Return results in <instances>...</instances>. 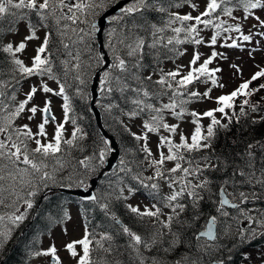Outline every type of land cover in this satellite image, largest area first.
<instances>
[{
    "label": "snow or ice",
    "instance_id": "6c2138e0",
    "mask_svg": "<svg viewBox=\"0 0 264 264\" xmlns=\"http://www.w3.org/2000/svg\"><path fill=\"white\" fill-rule=\"evenodd\" d=\"M116 2L0 0V257L20 232L25 264H234L235 256L253 264L244 249L264 238V136L254 134L264 123V0H128L105 17ZM98 33L106 51L96 48ZM187 46V64L160 66ZM245 53L256 69L247 77ZM225 64L240 81L228 92ZM93 74L105 111L136 142L100 191L88 180L115 151L112 140L72 155L91 138L73 102L89 98ZM208 101L216 107L191 108ZM184 123L193 125L187 135ZM65 187L86 195L73 201L83 235L61 248L52 234H68L71 206L51 200Z\"/></svg>",
    "mask_w": 264,
    "mask_h": 264
},
{
    "label": "trees",
    "instance_id": "16d2710c",
    "mask_svg": "<svg viewBox=\"0 0 264 264\" xmlns=\"http://www.w3.org/2000/svg\"><path fill=\"white\" fill-rule=\"evenodd\" d=\"M96 48L98 51L101 50L98 47H96ZM166 62H171V61L165 60L160 66L163 67L164 63H166ZM92 78H93V75L90 77L89 82L87 84V90L89 93V98L87 100L75 99L73 102V106L75 109V115L80 118L81 124H83V127L91 134V138L86 142L87 147H86L85 151H83V152L74 151L72 155L76 159H82L84 156L89 155L92 152V147H91L92 141L94 139H99L100 137H105L102 133V130H105L108 134L107 135L108 139H109V137H112L114 140L117 141L118 146H119V150H120V158H119V160H120L121 157L123 156L125 148H131L132 145L135 144L136 142L134 140H132V138L129 137V135L127 133L121 132V129L119 128V126L114 122L113 115H110L109 113H107L103 106L101 107L102 116H103L102 127L98 126V124L94 118L92 107H91V101H92V90L91 89H92V86L90 84V81L92 80ZM98 90H100V88ZM261 93L264 94V91H262ZM101 95L102 94L100 92V98H101ZM257 99H259V97H257ZM102 100H103V104L107 103L106 99L103 98ZM235 131H236V129L233 128V132L229 133V135H232L233 133H235ZM254 134L257 138L264 136V123L256 126ZM221 143H223V138H221ZM219 147H220V143L217 144V148H219ZM73 163H75V160L73 161ZM105 163L101 168H98L97 171L90 176V178L95 176V175L98 176L101 172H103L105 170V166H106ZM104 173H107V172H104ZM107 179L108 178L105 175H103L102 178L100 179L98 187H96L95 191H100L103 188H105L107 185ZM65 188H67V187H65ZM61 189L62 188H60V189L58 188V190L55 192V196L52 197L51 202L53 204H55L57 202V198L60 202H68L70 204L73 203V201H79L80 200L77 198H73L69 195L62 194L60 192ZM70 189H72V188H70ZM45 191L47 192V190H45ZM51 195L52 194H49L50 197H51ZM40 203H41V206H43L45 204H49V201L48 200H42ZM75 205H76V203H75ZM98 219H99V217L97 216V220ZM24 235H26V233ZM24 235H22L20 232H18L16 234V237L23 239ZM262 245H264V238L254 240L249 247H259ZM249 247H246V248H249ZM25 261H26V256H25L24 245L22 243H20L18 239H16L15 242L8 245L4 255L2 257H0V264H25ZM241 262H242L241 257L235 256L234 264H240Z\"/></svg>",
    "mask_w": 264,
    "mask_h": 264
},
{
    "label": "rangeland",
    "instance_id": "374dc122",
    "mask_svg": "<svg viewBox=\"0 0 264 264\" xmlns=\"http://www.w3.org/2000/svg\"><path fill=\"white\" fill-rule=\"evenodd\" d=\"M195 2L202 3V0H195ZM184 11H188V9H184ZM193 14L195 15L196 13H193ZM22 31H23V29H22ZM204 35L207 36V35H210V33L206 32V33H204ZM187 47H188V53L189 54L184 56V57L177 58L175 60V62L171 61V62L164 63L163 68L165 69V71L173 69L176 64H187L188 63V60L190 59V55H191V52H192V48H191V46H187ZM201 51L204 52L205 54H208V53H210L211 49H209V48H201ZM31 55H34V52L32 50V47L30 46L28 51H27V53L25 54V58L27 59V57H29ZM231 55L235 58L236 56H239L240 53L232 52ZM260 59H261V57L259 55H257V61H260ZM243 60H244L245 76L247 77V76H250L251 73L254 72L256 69L252 67L253 61L248 59L246 53L243 56ZM213 66H215V65H213ZM98 71L99 70L97 69L96 72L98 73ZM95 78H96V74H93V78L90 81L91 86L94 84ZM223 80L227 84V88L224 89L225 92L231 91L240 82L238 80L237 81H233L231 79L230 71H229L228 66L226 64L224 65ZM259 82L260 81L254 82V85L256 83H259ZM49 83H50V86H52L53 88L56 87L55 82L50 81ZM98 84H99V78H98ZM24 87H25V89H27V84H25ZM194 87L199 88L200 91H204V88H205V86L203 84H198V85H195ZM99 88H100V86H99ZM219 94H220V90L219 89H214L213 92H212L213 97H215V96H217ZM263 95H264L263 93L259 94V96H263ZM19 98L23 99V95H20ZM102 99H103V97L101 95V98L97 101V106L99 107V109H101V107L104 105ZM52 100H53V110H54L55 114L59 117L61 115V111H60V107H59V105L61 103V100L59 98H57V97H52ZM212 107H216V105L214 103H212L211 101H208V102H205V103H194V104L191 105V108H195V109H197L199 111H203V110H206V109L212 108ZM23 122H26V121H20V123H23ZM170 122H175V121H170ZM136 123L138 124L139 121H137ZM203 123L205 125H207L208 120L205 119L203 121ZM81 125L83 126V124H81ZM66 127L68 128L69 134H70L71 125L69 124ZM181 127L183 128L185 134L187 135V134H189L191 132V130L193 128V125L191 123H184V124L181 125ZM48 131L51 132L52 128L49 127ZM132 131H138V129L136 127H132ZM157 139L158 138L155 135L151 136L150 147L152 148L153 152L156 151ZM177 139H178V137H177ZM111 157H112V153L109 154V157H108L106 163H108V161L110 160ZM118 162H119V160H117L116 164H118ZM106 163H105V165H106ZM169 166H171V165H169ZM95 178H97V175L89 178V180H88L89 184H92L91 181L93 179H95ZM99 181L100 180H98V183H97L96 187H98ZM164 190L167 191V188L165 187ZM49 194H51V193H49ZM140 199H143V197L142 196H137L136 197V200H140ZM133 202H135V201H133ZM70 206H71L73 219H72V221L70 223H68L66 225V227L68 229V234L66 236L62 235L61 234V229L59 227H57L53 231V234H52V238L55 239V242L61 248L63 247V244L65 242H68V241H71V240H74V239H79L83 235V226H82V222H81L80 216L78 215V212H77V205H75V203L74 204L71 203ZM16 239H17V237L14 236L13 242H15ZM43 242H44V246L46 247L48 245V243H49V238L47 236H45L43 238ZM10 244L11 243H9L8 245H10ZM257 249L264 250V245L259 246V247H249V248L244 249V251L252 253L253 264H259V261L256 260V256L258 254L257 253ZM61 255L63 257H65V258L67 257V253L64 252V251H61ZM31 264H45V260L33 259ZM69 264H74V262H69ZM240 264H247V262H241Z\"/></svg>",
    "mask_w": 264,
    "mask_h": 264
},
{
    "label": "water",
    "instance_id": "95a60500",
    "mask_svg": "<svg viewBox=\"0 0 264 264\" xmlns=\"http://www.w3.org/2000/svg\"><path fill=\"white\" fill-rule=\"evenodd\" d=\"M127 2H128V0H123L120 3L114 5L110 10H108V12L105 14V17L108 15H114L118 11L119 7H122ZM99 23L107 26L108 21L105 18L103 20H100ZM97 35L99 38H102V33H98ZM99 41H100V44L102 45V39H99ZM98 78H99V76L96 74V78L94 80V84L92 85V89H91L92 94H93V98L91 101V107H92L94 118H95L98 126L102 127V122H103L102 112L96 106L97 99L100 96L99 91L97 90L98 89ZM102 133L105 137H107L108 134L105 130H102ZM109 139L112 140V142L115 146V151L112 154V157L110 158L108 163H106V171H111L112 169H114L116 167V162H117V159L120 155V150L118 148V144L116 143V141L112 137H109ZM103 174L104 173L102 172L97 178H95L91 181L92 190H95L97 183H98L97 180H99L103 176ZM61 193L69 195V196H71L73 198H77V199H81L82 196L86 195V193L82 189H79V188H74V189L63 188V189H61Z\"/></svg>",
    "mask_w": 264,
    "mask_h": 264
},
{
    "label": "flooded vegetation",
    "instance_id": "af4514ba",
    "mask_svg": "<svg viewBox=\"0 0 264 264\" xmlns=\"http://www.w3.org/2000/svg\"><path fill=\"white\" fill-rule=\"evenodd\" d=\"M116 3H118V0H117ZM116 3H115V4H116ZM99 39H102V44H103V43H104V35L102 34V38H98V35H97V43H96V47L102 49V45L100 44ZM102 50H106V49H102Z\"/></svg>",
    "mask_w": 264,
    "mask_h": 264
},
{
    "label": "bare ground",
    "instance_id": "6f19581e",
    "mask_svg": "<svg viewBox=\"0 0 264 264\" xmlns=\"http://www.w3.org/2000/svg\"><path fill=\"white\" fill-rule=\"evenodd\" d=\"M98 38H99V37H98ZM101 50H102V49H101ZM103 51H105V50H103ZM101 173H102V172H101ZM101 173H100V174H101ZM103 173H104V172H103ZM100 174H99V175H100ZM99 175H98V176H99ZM103 175H104V174H103ZM98 176H97V177H98ZM101 178H102V177H101ZM101 178H100V179H101ZM100 179H99V180H100ZM97 181H98V180H97ZM91 185H92V184H91ZM72 189H74V188H72ZM31 262H32V261H31Z\"/></svg>",
    "mask_w": 264,
    "mask_h": 264
}]
</instances>
